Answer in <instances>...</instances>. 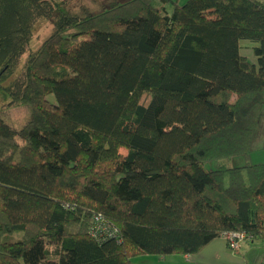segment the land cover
<instances>
[{
	"label": "trees",
	"instance_id": "16d2710c",
	"mask_svg": "<svg viewBox=\"0 0 264 264\" xmlns=\"http://www.w3.org/2000/svg\"><path fill=\"white\" fill-rule=\"evenodd\" d=\"M169 1L0 0V95L29 112L15 129L0 108V264L192 256L226 233L264 246V163L231 164L264 110V1Z\"/></svg>",
	"mask_w": 264,
	"mask_h": 264
},
{
	"label": "rangeland",
	"instance_id": "374dc122",
	"mask_svg": "<svg viewBox=\"0 0 264 264\" xmlns=\"http://www.w3.org/2000/svg\"><path fill=\"white\" fill-rule=\"evenodd\" d=\"M70 12L76 15L81 14H97L102 12L105 8L110 7L114 2H123L125 0H68ZM187 0H170L167 4H161L165 7L166 11L171 10L172 3H177L182 5ZM264 1V0H262ZM159 2V0H158ZM160 4V2H159ZM52 30V25L48 21H40L38 22L34 29L33 35L30 42L29 50L22 56V62L30 53V50H36L40 44L46 39ZM239 54L244 56L251 64H256V58L253 55V48L257 46L255 41L251 40H241L239 42ZM19 72V68L17 72ZM15 76V75H14ZM11 76L8 80L12 79ZM5 81V85L7 84ZM47 99L54 103V97L52 95H48ZM4 107V118L5 120L11 124L15 129L21 128L24 123L28 120L29 112L27 108L18 106V107H7L4 106V101L2 96L0 95V108ZM121 153H125L124 149L120 150ZM264 163V110L259 119L258 125L256 127V131L254 134L253 142L251 145V149L249 150L247 155H238L233 157L231 164L234 166H244L246 164H263ZM217 164L215 161L205 162V169H215ZM243 243V242H242ZM241 243V244H242ZM252 245V248L258 247L256 242L252 244H243L240 246L238 251L233 250H225V242L222 239H216L213 243L210 244L207 248H205L202 252L203 257L212 258L213 262L218 264L222 260L226 261V264H264V251L259 249L260 252L254 249L249 250V246ZM218 248V249H217ZM257 249V248H256ZM201 256V257H202ZM168 259H174V257L179 258L180 256H168ZM182 260V259H181ZM194 260V257H191L190 261ZM148 264H157V263H148ZM169 264V263H167Z\"/></svg>",
	"mask_w": 264,
	"mask_h": 264
},
{
	"label": "crops",
	"instance_id": "0c3cea01",
	"mask_svg": "<svg viewBox=\"0 0 264 264\" xmlns=\"http://www.w3.org/2000/svg\"><path fill=\"white\" fill-rule=\"evenodd\" d=\"M217 239H222V238H217ZM222 240H224V239H222ZM214 241H212L211 243H213ZM224 242H225V240H224ZM210 244L207 245L205 248H207L208 246H210ZM243 244H252V243H245L244 242L240 246H242ZM248 246H249V250L254 249V251L257 250L258 252H260L259 249H261L262 251H264V248H263L264 246H262V245H258V247H255V248H252V245H248ZM239 249H240V247H239ZM203 250H201L196 255H192V256H187V255L185 256L184 255V256H180L177 259H176V257H174V259L173 258L172 259H168L169 258L168 256L140 255V256L134 257L131 260V264H148V263H157V264H167V263H169V264H216V262H213L214 260H212V258L203 257L201 255L203 253L202 252ZM225 250H228L227 249V246H226V243H225ZM238 250H236V251H238ZM262 254L263 253H261V255ZM191 257H194V260L190 261ZM218 264H226V261L225 260H222Z\"/></svg>",
	"mask_w": 264,
	"mask_h": 264
},
{
	"label": "built area",
	"instance_id": "2783aa9c",
	"mask_svg": "<svg viewBox=\"0 0 264 264\" xmlns=\"http://www.w3.org/2000/svg\"><path fill=\"white\" fill-rule=\"evenodd\" d=\"M244 237L242 233H226L221 235V238L229 243L230 250L233 251L239 249L241 243L244 241Z\"/></svg>",
	"mask_w": 264,
	"mask_h": 264
}]
</instances>
